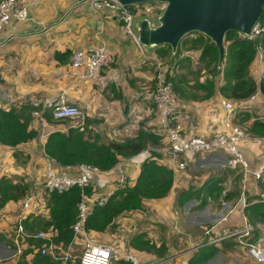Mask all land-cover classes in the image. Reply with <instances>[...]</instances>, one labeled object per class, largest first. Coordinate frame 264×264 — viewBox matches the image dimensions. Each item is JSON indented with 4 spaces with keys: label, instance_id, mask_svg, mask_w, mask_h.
<instances>
[{
    "label": "crops",
    "instance_id": "crops-1",
    "mask_svg": "<svg viewBox=\"0 0 264 264\" xmlns=\"http://www.w3.org/2000/svg\"><path fill=\"white\" fill-rule=\"evenodd\" d=\"M22 1L28 4L29 18L14 22L3 33V37L7 35L11 39L0 49V98L2 94L7 93L11 99V107H18L34 100L45 97L57 99L62 95L67 102L77 104L81 108L86 116V131L96 136L100 142L133 137L139 128H134L136 115L140 119V126H152L155 133L161 128V119L155 105L145 97V89L153 86L156 48H146L145 52L149 55L146 59L134 39L124 33L117 11L108 7L94 9L90 0ZM95 47L109 49L113 57L109 66L101 71L104 85L81 78V71L68 64L71 49ZM258 69L261 70L253 62L250 70L256 81L259 80ZM224 99L226 98L217 92L207 100L182 102L183 106L171 119V123L180 127L187 135L212 136L222 128L226 118L222 106ZM262 101L264 102V97ZM259 108L261 105L257 104L242 113L257 109L258 116ZM235 119L236 116L233 121L237 124L240 118ZM32 128L38 131V137L27 144L9 147L0 143V177L27 175L29 180L39 183L45 166L42 140L45 142L52 131L65 130V124L58 121H53L52 124L33 122ZM103 134L111 136L110 139L103 141ZM166 144L167 141L162 137V146ZM242 149L252 162L259 160L260 145L246 143L242 145ZM147 155L149 153L144 150L135 157L120 161L121 169L127 175L128 185L136 182L142 160ZM166 157L162 158L163 163L167 161ZM225 170L228 175L234 174L227 166L224 153L196 155L188 160L185 172H174L173 187L166 198L145 201L142 210L124 214L116 219V223L120 222L117 232L124 234L127 239L135 234L145 233L155 241H165L168 257L159 260L153 254L138 252L143 264H259L232 241L216 245V252L205 261L193 260L198 258L203 249L212 246H196L209 237L204 235V229L230 209L234 210L223 225L233 227L240 223V213L237 211L236 199L222 201L218 208L213 210L208 204L201 208L196 207L197 201L193 199L182 207H177L176 197L184 188H198L209 175L221 174ZM105 175L104 179H111L110 175ZM228 175L227 181L230 184ZM108 184V181L102 180L103 187H99L100 190L103 191ZM252 194L250 189L248 197H252ZM35 197H38V204L36 203L26 218L31 223H34V217L48 219V212L46 213L43 207L46 197L43 193ZM20 203L21 201H18L6 205L0 209V214L7 217L10 212L13 216L15 212L19 214ZM4 223L0 220V226ZM156 228L162 229L161 235L157 234ZM260 229L262 233H259L264 237V227ZM33 230L34 233L38 231L36 228ZM25 231L28 235L30 233L27 231L32 232L26 227ZM114 232L116 233L106 230L91 233L99 241L109 243L118 242L120 234L115 236ZM216 233L214 230L211 235ZM80 244L81 241H77L75 246ZM29 254L31 256L25 259L27 263L33 256L32 253Z\"/></svg>",
    "mask_w": 264,
    "mask_h": 264
},
{
    "label": "built area",
    "instance_id": "built-area-1",
    "mask_svg": "<svg viewBox=\"0 0 264 264\" xmlns=\"http://www.w3.org/2000/svg\"><path fill=\"white\" fill-rule=\"evenodd\" d=\"M94 9L108 7L117 11L122 20V29L124 33L130 35L143 56L146 59L149 55L145 52L146 48L140 44L134 29L138 11H134V5L124 7L116 0H90ZM144 5V4H143ZM145 16V12H142ZM142 15V17H144ZM146 17V16H145ZM29 18L28 4L22 0H0V49L4 48L6 42L11 37L5 35L4 31L11 27L14 22L25 21ZM243 39L253 42L255 45L256 56L259 54L261 59L262 46L259 42L264 36V11L261 18L253 26L251 33L248 35L240 34ZM258 52V53H257ZM112 54L105 47L95 48H73L70 51L68 64L70 67L81 71V78L91 82L104 85L105 80L101 77V71L108 67L112 62ZM155 72L153 76V86L145 89V97L153 102L161 119V128L157 133L162 135L167 144L163 146H152L150 150L167 156L166 163L174 172H185L188 160L196 155H202L211 152H222L227 157V166L231 171L241 174L240 193L237 197L236 206L240 213V223L233 227H224L234 209H230L224 215L204 229V235H209L208 239L200 245H219L226 241H232L241 247L249 257L259 264H264V237L258 233L257 229L247 219L245 209L253 202H264V190L260 183L264 179V135H254L244 131L239 125L235 124L233 118L254 105H261L258 110L257 120H264V102L260 91H255L245 100L224 99L222 102L226 118L222 128L212 136L187 135L182 129L174 126L171 119L175 117L183 106L172 90V83L166 78V67L157 59L154 61ZM264 77V76H263ZM260 77L259 80H261ZM0 109L11 107V99L7 93L1 95ZM32 108L31 116L35 124L45 123L44 113L49 112L54 121L67 123L68 128H76L79 131L86 132V116L77 104L69 103L64 96L57 99L45 97L41 100H34L29 104ZM67 126V127H66ZM61 131V130H58ZM46 137V136H44ZM43 137V138H44ZM42 138V139H43ZM43 140L42 144L44 146ZM260 145V157L252 162L242 149L243 144ZM44 150V149H43ZM45 166L41 172L40 181L37 189L43 190L44 194L62 193L73 187H80L83 191L85 187H91L90 195L82 194V199L78 204L77 221L73 225L74 237L71 243L64 247L61 244L56 245L53 241L52 231H37L35 234L28 235L25 231L24 221L30 214L32 208L38 203L36 195H27L21 200L20 211L17 218L16 232L11 235V241L17 248L19 254L20 247L24 249L26 238L40 239L43 241L39 251L42 255H48L53 261L59 264H77V259L72 255V249L81 241L83 252L79 258V264H119L126 262L130 264H143L137 251L122 240L120 242L99 241L91 232L84 228L87 215L95 207L105 205L109 198L112 197L118 189L127 184V175L121 169L119 162L112 169L101 170L91 165H62L54 158L48 156L44 151L42 155ZM110 175L111 179H104ZM108 181V185L103 191L99 187L101 181ZM252 189V197H248V192ZM249 198H252L251 202ZM33 203V206L31 204ZM37 203V204H36ZM46 213L48 212L47 203H43ZM48 215V213H47ZM216 230L217 233L211 235ZM80 244V245H81ZM33 251V255H34ZM33 257V256H32Z\"/></svg>",
    "mask_w": 264,
    "mask_h": 264
},
{
    "label": "trees",
    "instance_id": "trees-1",
    "mask_svg": "<svg viewBox=\"0 0 264 264\" xmlns=\"http://www.w3.org/2000/svg\"><path fill=\"white\" fill-rule=\"evenodd\" d=\"M143 5V4H138ZM144 16V15H143ZM193 39L183 38L175 54L169 45L155 47L157 58L167 55L173 59V67H166V78L172 83V90L180 102H194L207 100L219 92L224 98L230 100H245L255 91H260L264 97V77L258 82L250 75V65L255 58V45L253 42L243 39L235 30H230L225 35V59L221 67H218V50L211 40L199 32H192ZM259 42L264 46V36ZM201 48L199 60L205 62L206 75L196 78L191 90L184 89L182 84H188L186 76L176 75L179 68H186V56L179 57L180 47ZM187 47V49H189ZM164 48H168V51ZM187 52V51H186ZM64 56V55H62ZM61 56V58H62ZM156 58V59H157ZM174 69V71H173ZM155 72V67H154ZM208 72V74H207ZM32 108L29 104L8 109H0V143L9 147H17L27 144L38 137V131L32 128ZM244 113L236 115L242 122ZM47 123L52 124L53 119L49 112L44 113ZM247 131L254 135H264V120L254 119ZM88 134V135H87ZM76 128H68L66 131H52L46 137L44 152L62 165L86 164L101 170L112 169L120 161L132 158L148 147L162 146V135L154 132V127L139 125L133 137L122 140L100 142L96 136ZM15 155L17 153H14ZM223 174H225L223 172ZM212 175L198 188L188 187L179 192L176 197V206L182 207L189 200H196L198 208L208 204L210 198L223 196V201H231L236 196L233 192H226L223 183L224 177ZM226 176V175H225ZM174 171L166 163L162 162V156L156 151L147 155L140 165L139 175L133 185H125L109 198L108 202L100 207H95L87 215L84 228L87 232L116 231L118 224L116 219L124 214L140 211L144 208L145 201L162 200L166 198L173 187ZM264 187V179L261 182ZM29 185L16 182L11 177H0V209L12 202H18L26 198ZM91 187H73L62 193H50L47 195L48 219L34 217V223L26 221L24 225L31 230L52 231L53 241L64 247L68 246L74 237L73 225L77 221L78 204L82 194L90 195ZM223 194V195H222ZM252 198L249 199L251 202ZM247 219L255 225L264 226V202H253L245 209ZM30 241H35L36 248H27ZM13 244V243H12ZM43 241L40 239L26 238L24 241V254L34 251L29 263L21 264H59L53 262L48 255H42L39 251ZM130 246L137 252L153 254L157 259L168 257V247L165 241H155L138 233L129 238ZM216 245L203 249L196 261H205L216 252ZM201 251V250H200ZM79 264V259L77 260ZM119 264H130L121 262Z\"/></svg>",
    "mask_w": 264,
    "mask_h": 264
},
{
    "label": "water",
    "instance_id": "water-1",
    "mask_svg": "<svg viewBox=\"0 0 264 264\" xmlns=\"http://www.w3.org/2000/svg\"><path fill=\"white\" fill-rule=\"evenodd\" d=\"M124 7L157 2L164 9L156 24L147 17L134 23L142 46L154 49L169 45L176 53L181 40L192 32L208 37L218 50V67L225 59V35L230 30L248 35L261 18L264 0H116Z\"/></svg>",
    "mask_w": 264,
    "mask_h": 264
},
{
    "label": "rangeland",
    "instance_id": "rangeland-1",
    "mask_svg": "<svg viewBox=\"0 0 264 264\" xmlns=\"http://www.w3.org/2000/svg\"><path fill=\"white\" fill-rule=\"evenodd\" d=\"M164 6L165 5L162 3L150 2V3H145L144 5H140L139 7L138 6L135 7L134 11H138V14H137L138 19L143 18L142 15H144V14H142V12H145L146 13L145 16L147 18H149L150 20H152V23L155 25L156 24V18L162 12V10L164 9ZM194 37H195L194 34H187L184 37V39L185 38L193 39ZM261 46H262V51H261L262 57H261V59H259V54H257V59H255L253 61L254 63H256L261 68V70L258 69V71H259L258 72L259 76L257 77L258 79L260 77L264 76V46L262 44H261ZM187 47H189V46L180 47V50L178 51L179 57L181 55L186 56L185 57L186 61L184 64V65H186V68L177 69L176 75L186 76L189 83L188 84H182V86L184 89L191 90L188 87V85H192V83L195 81L196 78H203L204 77L203 75H206V72L204 70V67L206 65H205V62H201L199 60V56L201 54L200 53L201 48H198V46H197L195 48L189 47V49H187ZM164 49H166L168 51V48H164ZM255 56H256V52H255ZM157 60L160 62L162 61L166 65H171V66L173 65V59H171V57L169 56V52L167 53V55H164L161 58H157ZM251 65H252V63H251ZM251 65H250V67H251ZM173 71H174V69H173ZM207 74H208V72H207ZM255 74H257V73L255 72ZM250 75L252 76L251 70H250ZM256 111H257V109H254L251 112H246L244 117L242 118V119H244L243 122L240 121L241 118H240V120L237 121V124H239V126L244 131H246L247 133L248 132L251 133V132L247 131L246 128H248L250 126L252 120L257 119V112ZM237 119H235V120H237ZM139 121H140V119H139L138 115H136V119L133 121L134 125H135L134 126L135 129L139 126V124H140ZM62 123H64L65 125L67 124L65 122H62ZM87 133H89V132L86 131V134ZM110 137L111 136H109V135L103 134L101 136V139L103 141H108L110 139ZM150 149H151V146L148 147L145 151H147L150 154L152 152V150H150ZM215 153H219V152H215ZM161 156H162V158L164 157L163 155H161ZM204 173H207V172H204ZM224 173L225 174H223V172H222L220 175V176L224 177L223 187L226 190L230 189V191H226V192H233L234 194H237L236 196H234L231 199L232 201H234L235 199H237V197L240 193L239 184H240L241 174L239 172L238 173L234 172L233 175H228V172L226 170L224 171ZM195 174H197V172H195ZM227 175L230 176V179H229L230 184L227 181ZM23 176H25V177H23ZM209 176H211V175H209ZM27 177H28L27 175H20V177L11 176V178L13 180H15L16 182H20V183L23 182V183L29 185L30 189H29L27 195H38L40 193L44 194L43 190L37 189V187H39L38 183L36 181L34 182V180H29ZM29 183L32 184V186ZM261 187L264 190V187L262 185H261ZM44 197H47V195L44 194ZM45 200L47 201V199H45ZM222 201H223V196L220 195V197L218 198L216 195V198H210V200L208 202V206L212 207L213 210H215V208H218V204H221ZM9 215L10 216L7 217L3 214H0V220H2V222H5L3 226H0V264H21V263L27 262L25 259L27 257L31 256V254H27V255L24 254L25 253L24 251L26 250V248L22 249L21 247H20L19 254H17L15 252L17 248L12 244L13 242L11 241V235H13L16 232L17 218H18L19 214L17 212H15L14 216H16V218H14V216L12 215L11 212L9 213ZM4 220H6V221H4ZM119 223L120 222H117L118 225H120ZM252 224L257 229V234L259 233V231H261V233H262V229H260V227H264V226H261V225L258 226V225H255L254 223H252ZM123 229H125V227H123ZM158 229H160V228H156V232L158 235H161L162 229H160V231H158ZM31 231L32 232H30V231H27V232H29L30 235L36 233V232L34 233V230H31ZM117 231L118 230H116V233L114 232V234H115V236L120 234L119 237L117 238L118 242L123 240L127 244V246L131 247L129 244V239H127V237L124 234L121 235V232H117ZM34 242L35 241H30L27 248H29V247H30L29 249L36 248ZM176 248L177 247H174V249H176ZM30 251H31V253H33L32 250H30ZM82 252H83L82 244L76 245L72 249V255L75 256V258L77 260L80 258Z\"/></svg>",
    "mask_w": 264,
    "mask_h": 264
}]
</instances>
